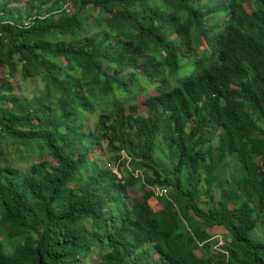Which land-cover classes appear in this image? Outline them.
Segmentation results:
<instances>
[{
  "label": "trees",
  "instance_id": "1",
  "mask_svg": "<svg viewBox=\"0 0 264 264\" xmlns=\"http://www.w3.org/2000/svg\"><path fill=\"white\" fill-rule=\"evenodd\" d=\"M12 1L0 264H264V0Z\"/></svg>",
  "mask_w": 264,
  "mask_h": 264
},
{
  "label": "rangeland",
  "instance_id": "2",
  "mask_svg": "<svg viewBox=\"0 0 264 264\" xmlns=\"http://www.w3.org/2000/svg\"><path fill=\"white\" fill-rule=\"evenodd\" d=\"M26 1L27 0H14L10 3V5L22 7L26 4ZM3 72H4V69L2 67H0V81L4 77ZM8 79L16 88L15 91L17 93L28 96V97H31L35 94H39L43 88V82L40 78H38V77H36V78H22L19 72H16V74H14L13 77H9ZM146 86H147V92L155 93V89L153 87H151L148 84ZM141 100H142V97H141ZM141 100L137 101L136 105L138 107L139 112L145 113L146 106L142 103ZM96 115H97L96 112L88 115L87 123L90 127L95 122ZM160 150H161L160 147L155 148L154 154H155L156 158L158 159V157H160L161 160L164 159V160L169 162L168 158L165 155H163V154H165V152H159ZM14 154H15L13 157L14 158V160H13L14 165H16L22 169H28V167L30 166L32 161L36 160V158L33 156H22L20 158V157H18V155L16 153H14ZM217 197H218V195H216V198ZM1 212H2V208H0V214H1ZM208 230L211 232V234L213 236L212 240L215 243L214 247H217L223 243L224 236L227 233V230L224 226L216 225L212 228H209ZM251 236H252V238H254L256 240L264 239V223H262V221L259 222L257 228L252 231ZM91 258L92 259L89 258L88 260H86V263L87 264H97L96 262H94L96 260V258H98L97 250H94L92 252Z\"/></svg>",
  "mask_w": 264,
  "mask_h": 264
},
{
  "label": "built area",
  "instance_id": "3",
  "mask_svg": "<svg viewBox=\"0 0 264 264\" xmlns=\"http://www.w3.org/2000/svg\"><path fill=\"white\" fill-rule=\"evenodd\" d=\"M114 171H116V168L114 167ZM156 194H163L166 193V188L161 186H156L155 188Z\"/></svg>",
  "mask_w": 264,
  "mask_h": 264
}]
</instances>
